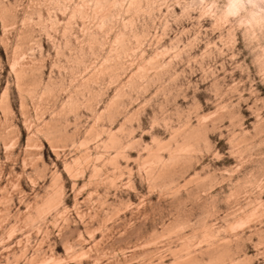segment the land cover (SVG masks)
Returning <instances> with one entry per match:
<instances>
[{
    "label": "rangeland",
    "instance_id": "374dc122",
    "mask_svg": "<svg viewBox=\"0 0 264 264\" xmlns=\"http://www.w3.org/2000/svg\"><path fill=\"white\" fill-rule=\"evenodd\" d=\"M227 0H0V264H264V23Z\"/></svg>",
    "mask_w": 264,
    "mask_h": 264
},
{
    "label": "clouds",
    "instance_id": "9594fccd",
    "mask_svg": "<svg viewBox=\"0 0 264 264\" xmlns=\"http://www.w3.org/2000/svg\"><path fill=\"white\" fill-rule=\"evenodd\" d=\"M224 13L243 17L247 23H264V0H227Z\"/></svg>",
    "mask_w": 264,
    "mask_h": 264
}]
</instances>
